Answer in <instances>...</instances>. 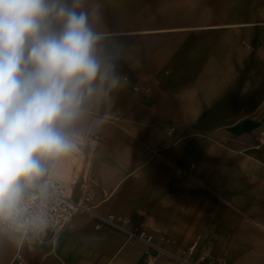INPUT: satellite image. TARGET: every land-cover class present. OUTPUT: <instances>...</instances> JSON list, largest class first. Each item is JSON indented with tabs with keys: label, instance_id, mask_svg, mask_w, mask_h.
<instances>
[{
	"label": "crops",
	"instance_id": "0c3cea01",
	"mask_svg": "<svg viewBox=\"0 0 264 264\" xmlns=\"http://www.w3.org/2000/svg\"><path fill=\"white\" fill-rule=\"evenodd\" d=\"M81 10L103 36L98 54L115 58L128 83L93 103L78 125L84 143L56 179L104 213L193 234L194 162L206 166L218 145L264 156V0H84ZM144 85L152 96L136 89ZM19 248L23 264H147L151 252L87 215L34 248L0 231V264H18Z\"/></svg>",
	"mask_w": 264,
	"mask_h": 264
},
{
	"label": "clouds",
	"instance_id": "9594fccd",
	"mask_svg": "<svg viewBox=\"0 0 264 264\" xmlns=\"http://www.w3.org/2000/svg\"><path fill=\"white\" fill-rule=\"evenodd\" d=\"M83 2L0 0V231L48 227L29 201L80 151L78 125L93 103L128 83L115 58L98 54L103 36L77 11Z\"/></svg>",
	"mask_w": 264,
	"mask_h": 264
},
{
	"label": "rangeland",
	"instance_id": "374dc122",
	"mask_svg": "<svg viewBox=\"0 0 264 264\" xmlns=\"http://www.w3.org/2000/svg\"><path fill=\"white\" fill-rule=\"evenodd\" d=\"M136 89L146 96L153 95L151 85ZM173 131L175 127L169 129V133ZM257 142L264 146V132ZM236 154L227 145H218L205 161L206 166L194 162V207L199 210L194 216V232L151 230L157 243L184 255L197 242L193 260L200 261L202 253L210 250L201 264H264V156L256 160ZM246 159L254 162L252 167H247ZM250 207L259 208L263 214H249L245 209ZM202 208L208 209L207 215L202 214ZM218 231L221 238L217 241ZM163 263L164 258L160 261Z\"/></svg>",
	"mask_w": 264,
	"mask_h": 264
},
{
	"label": "built area",
	"instance_id": "2783aa9c",
	"mask_svg": "<svg viewBox=\"0 0 264 264\" xmlns=\"http://www.w3.org/2000/svg\"><path fill=\"white\" fill-rule=\"evenodd\" d=\"M40 211L44 213L48 227L43 232L28 231L23 236L16 232L20 235L21 245L26 243L29 248L42 245L63 230L75 216L87 215L95 219L97 228L108 226L124 233L130 240L143 243L151 251L147 264H160L162 258H164L163 264H201L200 261L207 259L210 255V250L206 249L200 256V261L193 260L191 256L197 242L188 249V253L177 254L157 243L154 234L146 227L136 223L131 217L111 212L104 213L98 205L91 203L90 197L75 199L68 185L58 179L52 182L43 198L38 196L29 201V214ZM16 256L18 264H23L20 248Z\"/></svg>",
	"mask_w": 264,
	"mask_h": 264
}]
</instances>
